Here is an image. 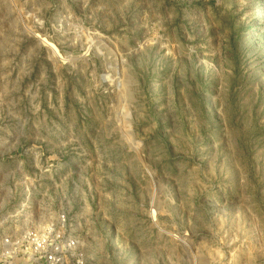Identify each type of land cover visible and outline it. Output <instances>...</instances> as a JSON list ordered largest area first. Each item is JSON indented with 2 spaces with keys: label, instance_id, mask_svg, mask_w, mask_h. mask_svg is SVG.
<instances>
[{
  "label": "rangeland",
  "instance_id": "rangeland-1",
  "mask_svg": "<svg viewBox=\"0 0 264 264\" xmlns=\"http://www.w3.org/2000/svg\"><path fill=\"white\" fill-rule=\"evenodd\" d=\"M29 227L62 264H264V0H0V237Z\"/></svg>",
  "mask_w": 264,
  "mask_h": 264
},
{
  "label": "built area",
  "instance_id": "built-area-1",
  "mask_svg": "<svg viewBox=\"0 0 264 264\" xmlns=\"http://www.w3.org/2000/svg\"><path fill=\"white\" fill-rule=\"evenodd\" d=\"M75 246L52 228L29 227L15 237H0V264H62ZM73 264H83L78 256Z\"/></svg>",
  "mask_w": 264,
  "mask_h": 264
},
{
  "label": "bare ground",
  "instance_id": "bare-ground-1",
  "mask_svg": "<svg viewBox=\"0 0 264 264\" xmlns=\"http://www.w3.org/2000/svg\"><path fill=\"white\" fill-rule=\"evenodd\" d=\"M42 42L47 45L48 47H50L54 53H59L56 49V47L53 45V43L49 42L48 40H46L45 38H41Z\"/></svg>",
  "mask_w": 264,
  "mask_h": 264
}]
</instances>
